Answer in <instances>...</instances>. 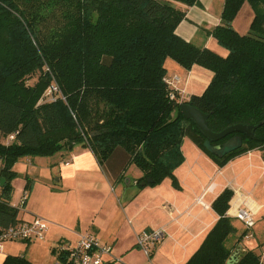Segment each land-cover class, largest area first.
Returning <instances> with one entry per match:
<instances>
[{"label": "trees", "instance_id": "16d2710c", "mask_svg": "<svg viewBox=\"0 0 264 264\" xmlns=\"http://www.w3.org/2000/svg\"><path fill=\"white\" fill-rule=\"evenodd\" d=\"M174 3L191 7L198 0H0V226L20 221L23 208L10 205L12 168L20 158L52 156L81 145L104 169L123 154L126 165L141 173L139 188L164 179L176 187L173 171L183 161L185 138L219 168L252 150L264 160V0L223 1L219 25L208 35L225 56L176 35L184 13ZM244 4L252 18L240 35L232 23ZM167 59L186 71L210 72L202 94L181 101L165 82ZM35 74L36 82L27 85ZM51 85L63 99L41 101ZM182 103L207 114L213 133L260 125L253 137L242 136L238 150L217 158L183 118ZM146 179L152 183L141 186ZM232 197L226 188L214 199L217 220L184 264L229 260L236 232L227 215ZM3 264L31 263L8 256ZM235 264L262 263L246 251Z\"/></svg>", "mask_w": 264, "mask_h": 264}, {"label": "crops", "instance_id": "0c3cea01", "mask_svg": "<svg viewBox=\"0 0 264 264\" xmlns=\"http://www.w3.org/2000/svg\"><path fill=\"white\" fill-rule=\"evenodd\" d=\"M223 1L198 0L197 5L181 7L184 19L177 26L176 35L225 56L226 51L219 49L208 35L219 25ZM246 13L249 22L252 13ZM165 69L166 78L179 79L177 94L183 102L191 95L202 94L212 77L199 67L186 71L170 59L165 61ZM180 150L183 161L173 171L176 187L164 179L154 186L139 188L136 181L141 173L133 165H126L123 154L114 156L102 169L81 145L52 156L18 159L12 168L16 178L11 181L10 205L17 206L26 193L17 219L26 222L33 217L43 218L48 231L41 241L5 244L0 264L8 256H22L31 264H39L32 259L34 248H40L49 260L52 256L56 262L52 251L59 242L74 244L78 236L86 233L111 246V255L120 264H184L215 224L217 215L211 204L226 188L233 192L227 215L236 231L230 257L236 263L246 251L260 256L264 252L261 152L243 153L219 168L188 138L183 139ZM127 172L130 179L125 178ZM198 198L201 204L196 202ZM241 208L252 215L254 225L250 229L234 218ZM156 229L164 230L165 237L152 250V257L146 258L136 246V235Z\"/></svg>", "mask_w": 264, "mask_h": 264}, {"label": "built area", "instance_id": "2783aa9c", "mask_svg": "<svg viewBox=\"0 0 264 264\" xmlns=\"http://www.w3.org/2000/svg\"><path fill=\"white\" fill-rule=\"evenodd\" d=\"M165 82L170 88L178 92L176 88V84L179 82L178 78H166ZM45 96L52 100L63 99L56 85H51L46 90ZM173 96L170 97L173 98ZM12 138L13 136H9L8 141ZM26 197L27 194L23 193L18 204L20 209L23 208ZM196 202L201 204V198H198ZM234 218L240 221L246 229H250L254 225L252 215L246 209H238ZM47 231L48 223L40 217H33L26 222L19 221L7 227L0 226V252L6 243H29L43 240ZM164 237L165 234L162 229L141 231L136 235L135 243L145 257L150 258L153 248ZM111 251V246L101 243L94 235L86 233L78 236L74 244L59 242L54 248L55 264H120L117 258L112 257ZM260 262L264 264V252L260 255Z\"/></svg>", "mask_w": 264, "mask_h": 264}, {"label": "water", "instance_id": "95a60500", "mask_svg": "<svg viewBox=\"0 0 264 264\" xmlns=\"http://www.w3.org/2000/svg\"><path fill=\"white\" fill-rule=\"evenodd\" d=\"M180 112L185 120L190 121L193 123L195 128L204 138L203 148L211 155L221 158L235 150H238L242 145V136L246 138L253 137L254 131L259 127L257 126H250V125H233L227 127L223 131L219 133H213L210 131L208 127V115L200 112L196 108L190 106L187 103H182L180 105ZM233 137L229 138L228 140L224 141L221 145H212V143H216L218 141L223 140L229 135H233ZM4 183V180H0V186ZM152 183L151 179H146L145 181L141 182L140 185L144 186L146 184ZM226 264H235L234 258H231L226 262Z\"/></svg>", "mask_w": 264, "mask_h": 264}, {"label": "rangeland", "instance_id": "374dc122", "mask_svg": "<svg viewBox=\"0 0 264 264\" xmlns=\"http://www.w3.org/2000/svg\"><path fill=\"white\" fill-rule=\"evenodd\" d=\"M172 6H174L175 8H177L180 11H182V8L185 7L184 5H181V4H178V3H174ZM246 10H248L250 13H252L251 12V9L249 8V6L247 4H245L242 7V9L240 10V12H239L238 16L236 17V19L234 20V22H233V29L236 32H238L240 35H244L247 32V29H248V26H249L250 20H251V18H249V22H247V13H246ZM211 40L214 41L213 39H211ZM219 49H221V48L219 47ZM168 74H170V72H168ZM37 77H38V74L32 75L25 83L27 85L31 86V85L34 84V82H36ZM45 100H46V97H45V93H44L41 96V101H45ZM125 178H127V179L129 178V172H127V174L125 175ZM51 258L52 259L49 260L46 257V255H44L40 251V248H34L33 249V258L32 259L34 261H37V263H39V264H54L55 263L54 258L52 256H51Z\"/></svg>", "mask_w": 264, "mask_h": 264}, {"label": "bare ground", "instance_id": "6f19581e", "mask_svg": "<svg viewBox=\"0 0 264 264\" xmlns=\"http://www.w3.org/2000/svg\"><path fill=\"white\" fill-rule=\"evenodd\" d=\"M246 238V237H245Z\"/></svg>", "mask_w": 264, "mask_h": 264}]
</instances>
